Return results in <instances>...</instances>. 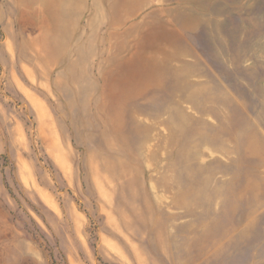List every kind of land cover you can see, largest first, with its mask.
I'll return each instance as SVG.
<instances>
[{
  "label": "rangeland",
  "instance_id": "obj_1",
  "mask_svg": "<svg viewBox=\"0 0 264 264\" xmlns=\"http://www.w3.org/2000/svg\"><path fill=\"white\" fill-rule=\"evenodd\" d=\"M0 264H264V0H0Z\"/></svg>",
  "mask_w": 264,
  "mask_h": 264
}]
</instances>
